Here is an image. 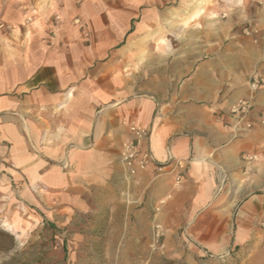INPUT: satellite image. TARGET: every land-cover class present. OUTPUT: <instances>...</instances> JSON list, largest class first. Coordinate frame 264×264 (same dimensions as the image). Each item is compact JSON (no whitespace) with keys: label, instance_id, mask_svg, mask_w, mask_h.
I'll return each mask as SVG.
<instances>
[{"label":"crops","instance_id":"0c3cea01","mask_svg":"<svg viewBox=\"0 0 264 264\" xmlns=\"http://www.w3.org/2000/svg\"><path fill=\"white\" fill-rule=\"evenodd\" d=\"M221 1L0 0V181L107 218V251H140L141 264H196L201 252L264 264V195L232 192L264 157V89L250 131L236 137L230 116L249 74L264 76V38L243 34L264 36V0ZM203 13L227 19L193 24ZM130 122L149 130L143 150L157 161H189L180 187L129 175ZM156 224L165 251L149 260Z\"/></svg>","mask_w":264,"mask_h":264},{"label":"rangeland","instance_id":"374dc122","mask_svg":"<svg viewBox=\"0 0 264 264\" xmlns=\"http://www.w3.org/2000/svg\"><path fill=\"white\" fill-rule=\"evenodd\" d=\"M213 2L208 5L213 6ZM221 3L226 2L217 0L216 7ZM176 4L177 1L170 3L173 6ZM207 16L208 13H203L193 24L216 21L219 27L227 19L223 13H218L217 18L211 20ZM193 24H188L187 29ZM261 117L264 120V113ZM261 126L264 127V124ZM252 158L254 164L260 162L259 165H253L246 176L238 177L241 188L237 192V184L234 182L233 194L249 195L255 192L264 195V157ZM63 167L68 169L65 165ZM39 191L0 181V264H141L140 251H107V218L97 222L93 216H87L84 212L67 210L68 203L64 202V198L56 201L51 198L48 189L42 188ZM96 224L100 226L92 228ZM152 235L153 231L149 252L146 253L149 260L162 256L165 251L164 227L157 249L151 246ZM189 241L186 242V249L191 247V243L198 246L191 239ZM195 259L199 260L196 264H224L206 252H201Z\"/></svg>","mask_w":264,"mask_h":264},{"label":"built area","instance_id":"2783aa9c","mask_svg":"<svg viewBox=\"0 0 264 264\" xmlns=\"http://www.w3.org/2000/svg\"><path fill=\"white\" fill-rule=\"evenodd\" d=\"M264 8V1L259 3ZM60 17H55V22H59ZM6 29V25L0 19V33ZM243 34L246 37H256L255 40L261 37L259 29L253 25H247L243 29ZM249 95L240 98L233 103L230 108V116L234 122L231 125L233 133L236 137L250 131L255 125L256 121L252 119L255 98L258 92L264 89V76L257 70H253L248 76ZM259 123L264 124L263 117ZM130 131V139L127 140L121 150V161L126 167L130 176H136L139 172L152 170L157 176L168 175L173 178L174 186L180 187L186 177L187 173V159H170L166 163L157 161L150 151L143 150L150 138L149 130L135 122L127 124ZM251 160L253 158H250ZM163 236V226L156 224L152 235V248L157 249L159 241Z\"/></svg>","mask_w":264,"mask_h":264},{"label":"bare ground","instance_id":"6f19581e","mask_svg":"<svg viewBox=\"0 0 264 264\" xmlns=\"http://www.w3.org/2000/svg\"><path fill=\"white\" fill-rule=\"evenodd\" d=\"M199 1V0H198ZM198 5H199V3H198ZM201 6V5H200ZM199 7V6H198ZM195 16V15H194ZM239 189V188H238Z\"/></svg>","mask_w":264,"mask_h":264}]
</instances>
